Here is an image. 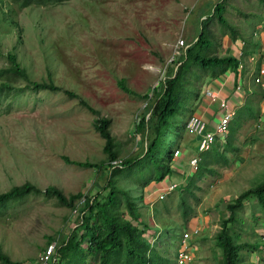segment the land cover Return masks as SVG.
Instances as JSON below:
<instances>
[{
	"label": "rangeland",
	"instance_id": "rangeland-1",
	"mask_svg": "<svg viewBox=\"0 0 264 264\" xmlns=\"http://www.w3.org/2000/svg\"><path fill=\"white\" fill-rule=\"evenodd\" d=\"M216 1L68 0L18 7L11 0H0V67L8 65L6 54L11 51L30 79L50 77L60 87L26 89L0 99V191L25 181L40 188L56 185L66 194L100 189L106 177L101 170L68 163L62 157L106 160L104 138L93 126L96 115L63 89L78 93L100 115L110 118L117 159L139 154L147 140L135 125L149 102L142 93H151L183 47L193 41L201 18ZM223 14L226 25L217 18L208 25L216 44L213 52L218 55L228 54L226 43L239 45L252 38L254 30L264 28V0H227ZM231 29L236 31L235 37ZM207 76H203V83ZM121 77L136 94L119 86ZM16 82L23 85L25 80ZM246 85L255 90L249 96L257 107L259 87L249 81ZM188 114L187 110L179 111L170 117L164 136L167 146L176 144L177 134L188 132L174 125L181 124ZM261 115L259 111L256 118H246L235 132L239 152H226L229 163L212 164L215 171L197 180L195 195L182 193L193 208L188 219L181 215L178 190L172 189L158 199L144 194L141 180L149 175L147 166L118 175L117 184L135 197L146 225L159 231L157 239L171 246L170 254L175 253L181 231L196 226L190 223L195 219L201 230L193 237L196 247L191 264H214L221 259L215 234L228 215L227 202L264 179ZM194 155L199 159L198 153ZM192 156L179 152L178 159H172L173 169L166 177L175 180L177 186L191 176ZM154 170L159 174V168ZM82 204L81 200L70 208L58 204L53 197L36 193L11 203L0 210V249L22 264H44V251L50 244H60ZM233 229L239 233L237 241L257 246L240 250L241 264H264V215L253 194L244 199Z\"/></svg>",
	"mask_w": 264,
	"mask_h": 264
},
{
	"label": "trees",
	"instance_id": "trees-1",
	"mask_svg": "<svg viewBox=\"0 0 264 264\" xmlns=\"http://www.w3.org/2000/svg\"><path fill=\"white\" fill-rule=\"evenodd\" d=\"M18 7H26L32 4L46 5L62 3L68 0H11ZM227 0H218L210 11L201 18V27L193 39L183 47L176 60L168 67L165 75L157 85L152 87L150 94L142 93L149 99L145 111L135 125L137 131L143 130L146 134V142L139 154L121 158L118 164L111 160L118 157L115 141L110 132V118L100 115L98 109L90 105L78 93L63 89L69 97H75L79 103L96 115L93 126L104 138L103 152L105 161H89L70 159L63 155L68 163H76L80 166L95 167L105 174V182L95 192L76 191L64 193L56 185L37 187L29 181L10 186L0 191V210L6 209L11 203L16 202L30 193L42 194L53 197L58 204L75 208L82 200L83 204L78 209L74 223L70 226L67 235L60 244L54 246L52 256L47 264H173L174 253L170 254L168 244L156 239L151 244L144 232L148 228L142 218L140 205L127 189L117 184V179L124 170L131 172L136 168H149V175L141 180L145 185L149 180H160L172 172L171 161L176 147L167 146L164 136L170 126V117L180 111L193 113L195 101L200 96L203 76H217L227 69L237 71L239 58L235 54L218 55L213 52L214 39L209 33L208 25L211 19L217 18L222 24H227L223 14ZM263 1V0H262ZM232 36L236 31L231 29ZM241 59L247 60L248 54L254 49V41L251 37L242 40ZM213 42V47H211ZM8 65L0 67V99L8 95H16L30 89L58 90L60 87L49 77L47 80L30 79L25 68L22 67L14 52L6 54ZM245 72V68L243 70ZM24 79L23 85L16 84L18 79ZM200 79V80H199ZM119 86L126 92L136 94L125 83V78L118 79ZM252 92L248 93L252 96ZM251 96H247L244 103L228 124V132L223 140H216L210 148L199 151L197 166L184 184L174 187L181 193L178 205L181 215L188 219L193 211L192 206L182 195L185 191L189 195H195L194 189L199 188L197 180L206 173L214 172L211 167L214 163H229L226 152L237 154L239 146L234 142L235 132L241 127L244 120L257 117L260 109L253 106ZM193 102V105H191ZM258 102V101H257ZM257 111V115L254 113ZM187 116V117H188ZM186 120V119H185ZM185 120L175 123L176 129L185 127ZM139 165V166H137ZM159 168V174L155 173ZM253 194L260 212L264 215V179L255 186L241 191L231 201L227 202V217L220 223V230L215 234V243L221 248V259L214 264H241L240 250L245 246L255 247L248 242L237 241L239 233L233 229L237 220V212L244 205V199ZM258 219V217H255ZM264 238V234H263ZM261 248L264 249V241ZM0 261L4 264H22L13 260L0 249Z\"/></svg>",
	"mask_w": 264,
	"mask_h": 264
},
{
	"label": "built area",
	"instance_id": "built-area-1",
	"mask_svg": "<svg viewBox=\"0 0 264 264\" xmlns=\"http://www.w3.org/2000/svg\"><path fill=\"white\" fill-rule=\"evenodd\" d=\"M255 45L251 53L248 54V61L250 63L249 70L247 71L248 76L251 78L254 84L258 85L261 92L264 93V28L253 31L252 37ZM180 45L183 44V39H180ZM243 43V42H242ZM187 45V44H186ZM185 45V46H186ZM237 56H240L237 70L240 72L244 68V62L241 59L242 50L237 51ZM240 76V74H239ZM235 89L239 91H244L242 87V82L238 81L235 85ZM204 93L209 96H214V91L211 88H205ZM220 114L217 121L212 124L211 127L208 126V121L198 113H191L185 120V128L192 133L199 136L198 138V152L206 150L211 147V145L216 140H223L228 132V124L232 117L234 116L236 109L234 105H231L227 99L221 98L219 100ZM180 149L175 148L173 156L179 155ZM121 159H113L111 162L113 164H118ZM198 156L193 155L189 162L195 168L197 166ZM177 185L176 182H170L163 190L159 192L156 197L163 198L164 195L173 189ZM201 230L199 225H196L192 230L189 228H184L180 233L179 242L177 244L174 253V263L173 264H191L195 258V245L193 243V237L197 236ZM159 236L158 231H152L149 234L150 242H153ZM54 249V245L50 244L44 251V264H47L50 260Z\"/></svg>",
	"mask_w": 264,
	"mask_h": 264
},
{
	"label": "crops",
	"instance_id": "crops-1",
	"mask_svg": "<svg viewBox=\"0 0 264 264\" xmlns=\"http://www.w3.org/2000/svg\"><path fill=\"white\" fill-rule=\"evenodd\" d=\"M242 42L243 41H241V43L239 45L238 44L230 45V44L226 43L225 47L227 46L228 54L230 53V54L236 55L237 51H239L242 48V44H243ZM243 62L245 65L244 66L245 72H243L244 68L240 72H238V70H237L236 73L232 69H227L225 72H222L221 74H219L217 76H214V77L207 76V78L205 79V81L203 83L204 86L202 87L203 93L201 92L200 96L195 101L193 112L202 115L208 121L209 127H211L212 124H214L218 119V116L220 114L219 100L221 98L227 99L231 105H234L236 112H237L239 107L244 103V100L246 99V97L250 95L248 93L255 91V90L250 89V87L246 85L247 81H249L250 84H254L253 81L251 80V78L247 74V71L249 70V67H250V63H249L248 59L243 60ZM247 63H248V65H247ZM239 74H240V76H239ZM246 78H247V80H246ZM240 80L242 82V87L244 89L243 92L235 89L236 83L238 81L240 82ZM256 86H258V85H256ZM206 87L211 88L214 91V93H215L214 96H209V95H206L204 93V89ZM259 90H260V88H259ZM257 107H259L261 113L263 114V115L258 117L259 119H261L264 116V93L261 92V90H260V97L258 98V102H257ZM243 125H244V123L242 124V126ZM198 138H199L198 135L192 134V132H189V131L185 132L183 130L181 134L176 135V138H175L176 144L173 145V147L176 146L177 148H179L181 150L180 152H183V154H186L187 156L197 154L198 153ZM173 158H177V157L173 156ZM180 159L182 160V155H181ZM166 176H168V174ZM166 176L160 180H156V179L149 180L144 185V188H143L144 194L146 193L148 195V197L150 195H152L155 198L156 195L163 190V187H165L168 183L175 181V180L170 181L168 179V177H166ZM170 191H168V192H170ZM140 198L143 199L144 196H142V194H141ZM192 221L195 222V225H198V220L193 219L190 221V223ZM152 231H157V230H153L152 228L148 227L146 229V231L144 232V234H145V236L149 242H150L149 234ZM154 242L155 241L150 242V243L153 244Z\"/></svg>",
	"mask_w": 264,
	"mask_h": 264
}]
</instances>
